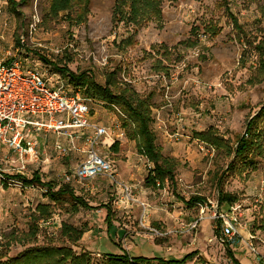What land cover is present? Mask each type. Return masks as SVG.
<instances>
[{
	"label": "rangeland",
	"instance_id": "1",
	"mask_svg": "<svg viewBox=\"0 0 264 264\" xmlns=\"http://www.w3.org/2000/svg\"><path fill=\"white\" fill-rule=\"evenodd\" d=\"M49 2L28 0L16 17L6 0H0V61L15 59L24 70L36 69L50 86L64 84L69 94L79 90L54 66H66L72 73L87 72L102 85L106 75L116 69L118 82L149 97L157 145L165 157L178 162L176 185L167 183L155 190L146 187L148 163L136 143L126 137L120 114L93 102L91 122L109 128L119 143L117 152L97 146L98 153L113 164L116 181L99 176L87 183H70L93 209L71 214L65 210L67 204L57 207L52 218L55 224L44 228L40 221L37 239L30 240L36 207L50 202L45 190L24 187L19 181H9L4 187L0 178V246L9 247L8 256L14 258L38 245H68L59 232L62 224H69L86 231L75 250L91 252L94 260L124 252L180 260L198 251L202 261L197 257L186 264H234L228 254L231 250L241 264H254L253 255L215 239L210 202L217 200L218 184L224 192L238 195L249 210L244 221L248 232L259 238L254 244L264 256V140L261 149L249 155L248 163H237L235 172H227L232 159L226 151L195 137L214 129L234 146L245 135L249 120L264 106V73L256 48L264 38V0H166L163 27L151 23L141 29L134 45L123 54L117 44L128 35L124 27L112 32L113 0H91L88 23L74 27L64 20L42 23ZM226 8L243 27L244 38H238ZM192 29L198 33L192 34ZM211 29L218 32L216 37ZM188 41L197 45L187 48ZM260 126L264 128V122ZM87 136L72 149L65 137L36 134L32 137L39 144L37 158H20L0 143V171L28 179L37 172L43 182L65 184V177L86 158ZM58 144L65 148L64 154L56 149ZM125 186L133 188L130 196ZM194 197L204 202L190 204ZM107 208L113 212L112 230L105 221Z\"/></svg>",
	"mask_w": 264,
	"mask_h": 264
},
{
	"label": "trees",
	"instance_id": "2",
	"mask_svg": "<svg viewBox=\"0 0 264 264\" xmlns=\"http://www.w3.org/2000/svg\"><path fill=\"white\" fill-rule=\"evenodd\" d=\"M28 0H6L8 10L11 14L19 17L20 6L26 4ZM166 0H113L112 9V32L121 27L126 28L127 37L117 44V49L122 54L135 43L138 32L154 23L158 28L163 27V5ZM172 1V0H170ZM226 2V0H224ZM91 8V0H50L48 9L42 16V23L57 22L64 20L70 27L86 25L88 23ZM227 14L232 21L234 30L239 39L244 38L243 27L234 18L230 10L226 8ZM264 18V16H263ZM216 29L209 31L213 37L218 32ZM192 34H197V29H192ZM187 48H194L197 42H185ZM20 47V40L17 41ZM259 49V59L261 74L264 73V38L256 47ZM20 54V53H19ZM166 58L168 59L167 55ZM15 59L8 60L5 64H11ZM54 69L65 78L70 86H73L86 99L116 110L121 116V125L125 131L126 137L136 143L138 153L144 156L151 164L146 187L151 189H163L167 183L176 185V173L178 162L175 159L165 157L162 150L157 145L156 135L153 131L152 108L149 97L137 93L128 84L117 81L119 72L114 69L106 75L104 84L96 82L95 78L87 73H72L66 66ZM165 68H162L164 71ZM264 122V106L260 111L249 120L246 126L245 135L240 137L234 146L228 144V140L217 135L214 129L202 131L195 134L196 139L206 145L213 146L218 150H225L228 158L232 159L228 164L226 171L235 172L237 163L246 164L250 161L249 155L254 154L255 150L262 147L264 140V128L260 126ZM119 143L115 142L110 148L117 152ZM214 148V149H215ZM252 163V162H251ZM1 182L4 187H8L9 181H19L24 187H41L45 190V195L49 203L39 204L33 215V222L29 228L30 240H36L41 229L39 222H47L55 215V209L64 204L68 206L65 210L68 213L76 214L81 209H93L82 197L76 195L72 186L68 183L57 184L54 181L43 182L39 173L34 172L32 178H25L22 174L13 176L5 175L0 171ZM238 195L229 194L221 189L218 184V202L219 209H228L230 206L238 203ZM204 200L199 197L191 198L189 203L201 204ZM107 207V206H106ZM106 224L108 229H114L113 212L107 208ZM86 231L69 224H62L59 232L61 239L66 240L68 245H43L33 246L25 249L14 258L8 256L9 247L0 246V264H186L198 257L202 261L198 251L185 255L182 259H163L160 257L147 258L143 256H131L129 252L118 254H106L101 256L100 260H94L93 254L83 248L80 251L79 244ZM217 233V232H216ZM229 257L234 264H241L234 259L231 250L228 251Z\"/></svg>",
	"mask_w": 264,
	"mask_h": 264
},
{
	"label": "built area",
	"instance_id": "3",
	"mask_svg": "<svg viewBox=\"0 0 264 264\" xmlns=\"http://www.w3.org/2000/svg\"><path fill=\"white\" fill-rule=\"evenodd\" d=\"M21 43L24 46L23 38ZM91 103L93 101L83 97L80 92L69 94L64 84L58 87L50 86L48 80L36 69L24 70L17 60L8 65L0 61L1 144L10 148L20 158H37L39 144L32 137L36 134L65 137L72 149H75L77 140L88 134L86 158L65 177L68 184L75 181L80 184L87 183L99 176H107L116 181L113 164L97 151L98 145L111 148L115 141L110 135L109 128L91 122L89 117ZM56 149L63 154L66 151L61 144L56 145ZM141 157L146 159L144 156ZM145 161L150 170L151 164L147 159ZM124 189L130 196L133 188L125 186ZM210 204L214 208L210 220L215 224L216 241L236 251L240 247V251L254 256L255 264H264V256L254 244L259 238L248 232V225L244 221L249 210L240 202L228 209L220 210L218 197ZM143 206L147 209L145 204ZM204 213L203 208L201 215ZM42 224L47 228L55 222L51 219Z\"/></svg>",
	"mask_w": 264,
	"mask_h": 264
},
{
	"label": "crops",
	"instance_id": "4",
	"mask_svg": "<svg viewBox=\"0 0 264 264\" xmlns=\"http://www.w3.org/2000/svg\"><path fill=\"white\" fill-rule=\"evenodd\" d=\"M125 251H126V250H125ZM244 253H245V252H244ZM115 254L121 255V254H123V253H115ZM235 256L238 257V255H236V254H235ZM250 262H252V261H250ZM253 262H254V264H255V260H253Z\"/></svg>",
	"mask_w": 264,
	"mask_h": 264
}]
</instances>
